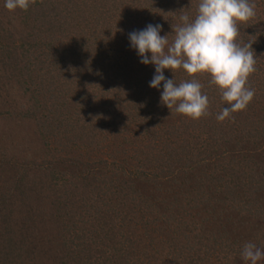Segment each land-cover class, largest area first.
<instances>
[{
	"label": "trees",
	"instance_id": "trees-1",
	"mask_svg": "<svg viewBox=\"0 0 264 264\" xmlns=\"http://www.w3.org/2000/svg\"><path fill=\"white\" fill-rule=\"evenodd\" d=\"M239 24L255 95L223 122L189 119L149 87L129 33L173 39L199 0H0V264H244L264 248V0ZM251 50V49H250ZM150 55V54H149ZM264 264V260L258 262Z\"/></svg>",
	"mask_w": 264,
	"mask_h": 264
},
{
	"label": "clouds",
	"instance_id": "clouds-1",
	"mask_svg": "<svg viewBox=\"0 0 264 264\" xmlns=\"http://www.w3.org/2000/svg\"><path fill=\"white\" fill-rule=\"evenodd\" d=\"M33 3L35 0H4L9 11H27ZM255 16L254 0H199L194 18L182 14L179 23L172 26L171 42L169 35H160V24H148L129 33L130 48L141 64L154 66L149 87L160 90L163 85L161 103L189 119L198 120L208 114L209 98L202 92L203 85L196 79L177 84L175 77L166 78L164 71L174 74L183 69L189 77L207 75L226 105L216 116L223 122L245 110L255 95L248 86V78L256 70L252 43L242 46L237 42L238 25ZM240 255L244 264H258L264 260V248L249 242L243 245Z\"/></svg>",
	"mask_w": 264,
	"mask_h": 264
}]
</instances>
